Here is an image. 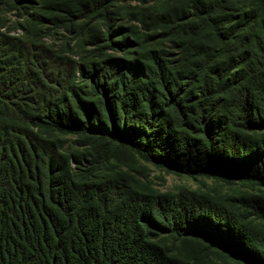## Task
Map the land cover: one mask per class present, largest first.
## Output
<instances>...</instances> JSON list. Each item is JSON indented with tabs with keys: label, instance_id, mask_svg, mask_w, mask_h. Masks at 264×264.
Returning <instances> with one entry per match:
<instances>
[{
	"label": "trees",
	"instance_id": "trees-1",
	"mask_svg": "<svg viewBox=\"0 0 264 264\" xmlns=\"http://www.w3.org/2000/svg\"><path fill=\"white\" fill-rule=\"evenodd\" d=\"M0 264H264V0H0Z\"/></svg>",
	"mask_w": 264,
	"mask_h": 264
},
{
	"label": "rangeland",
	"instance_id": "rangeland-1",
	"mask_svg": "<svg viewBox=\"0 0 264 264\" xmlns=\"http://www.w3.org/2000/svg\"><path fill=\"white\" fill-rule=\"evenodd\" d=\"M7 18L14 20V15H7ZM19 32H16L18 34ZM60 35H56L55 39L47 40L48 44H55L56 46L60 45ZM73 45V44H72ZM153 185L156 189L160 191H174L180 186L190 187L192 189H201L207 191L211 194L219 193L220 195L226 196H238L240 194H250L257 193L258 189L256 186L243 183V182H233L225 183L215 179L199 178L197 181L184 176H177L174 174H169L164 170L155 168L151 165H148Z\"/></svg>",
	"mask_w": 264,
	"mask_h": 264
}]
</instances>
